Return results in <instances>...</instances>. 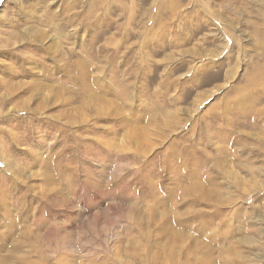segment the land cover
I'll return each mask as SVG.
<instances>
[{
  "label": "rangeland",
  "instance_id": "rangeland-1",
  "mask_svg": "<svg viewBox=\"0 0 264 264\" xmlns=\"http://www.w3.org/2000/svg\"><path fill=\"white\" fill-rule=\"evenodd\" d=\"M0 264H264V0H0Z\"/></svg>",
  "mask_w": 264,
  "mask_h": 264
}]
</instances>
